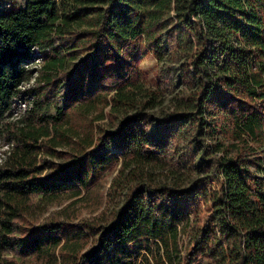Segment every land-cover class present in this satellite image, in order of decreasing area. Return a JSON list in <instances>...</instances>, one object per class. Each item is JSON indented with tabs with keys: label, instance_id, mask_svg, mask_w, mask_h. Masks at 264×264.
Instances as JSON below:
<instances>
[{
	"label": "trees",
	"instance_id": "1",
	"mask_svg": "<svg viewBox=\"0 0 264 264\" xmlns=\"http://www.w3.org/2000/svg\"><path fill=\"white\" fill-rule=\"evenodd\" d=\"M150 53L182 56L187 92L169 111L145 86ZM183 142L195 178L155 180ZM116 196L111 217L78 219ZM24 260L264 264V0L0 13V264Z\"/></svg>",
	"mask_w": 264,
	"mask_h": 264
},
{
	"label": "rangeland",
	"instance_id": "2",
	"mask_svg": "<svg viewBox=\"0 0 264 264\" xmlns=\"http://www.w3.org/2000/svg\"><path fill=\"white\" fill-rule=\"evenodd\" d=\"M27 1L28 0H0V13L8 12L14 9H22L25 7ZM181 62L182 56L179 55L163 56L159 60L152 53L140 59V68L145 73L146 88L157 92L161 98V103L154 109L155 113L169 111L175 108L178 104V99L186 95L187 89L183 86L180 78ZM17 107L22 108V105H18ZM206 142H210V139L206 138ZM112 152L114 153L115 151L112 150ZM179 160L180 165L178 169L169 170L168 173H166V171L154 170L152 172L153 178L155 180L161 179L168 182H174L176 184H181L182 186L189 184L195 178L197 170L200 169V167L198 165L197 158L193 157L192 152L188 151L184 142L180 147ZM107 186L108 185H106L105 190L107 189ZM211 187L213 189L217 188V183L213 181L211 183ZM120 204L121 198L116 196L111 201L106 200L98 211L94 213L83 212L78 219L95 216L107 219L113 215L115 209ZM57 208H59L57 205L49 207V209L39 217L38 222L41 221L44 216L48 215L52 211H55ZM186 240V237H183V241L185 242ZM34 262V260H24L23 262H20V264H35Z\"/></svg>",
	"mask_w": 264,
	"mask_h": 264
},
{
	"label": "built area",
	"instance_id": "3",
	"mask_svg": "<svg viewBox=\"0 0 264 264\" xmlns=\"http://www.w3.org/2000/svg\"><path fill=\"white\" fill-rule=\"evenodd\" d=\"M38 61V60H37ZM19 105H22V107H24V104H19Z\"/></svg>",
	"mask_w": 264,
	"mask_h": 264
}]
</instances>
